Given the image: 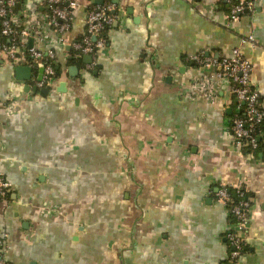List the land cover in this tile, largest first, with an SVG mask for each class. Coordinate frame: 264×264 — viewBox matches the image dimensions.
Wrapping results in <instances>:
<instances>
[{"label":"crops","instance_id":"0c3cea01","mask_svg":"<svg viewBox=\"0 0 264 264\" xmlns=\"http://www.w3.org/2000/svg\"><path fill=\"white\" fill-rule=\"evenodd\" d=\"M76 1L61 32L44 0L12 6L24 45L51 49L59 74L28 84L40 61L0 52V172L12 188L0 200V262L229 264L233 219L214 195L226 181L248 200L235 264H264V142L234 147L229 80L190 57L238 46L264 105V0L233 20L223 0H112L115 19L88 61L71 42L99 2Z\"/></svg>","mask_w":264,"mask_h":264},{"label":"built area","instance_id":"2783aa9c","mask_svg":"<svg viewBox=\"0 0 264 264\" xmlns=\"http://www.w3.org/2000/svg\"><path fill=\"white\" fill-rule=\"evenodd\" d=\"M15 0H0V52L11 60L15 59L16 50L23 48L30 64L40 61L42 65L41 78L36 81L28 80L34 86L43 85L53 75V51L41 50L34 46L24 45L27 31L16 27L10 13ZM227 4V17L230 20L250 11L253 8L251 0H223ZM48 22L58 31L69 27L71 11L77 5L76 0H44ZM112 0H101L86 9L85 24L81 36L71 42L75 56L94 51L105 44L104 31L115 19ZM253 43L251 35L240 38ZM201 65L211 66L210 76L214 79L225 77L229 80L232 96L236 100V111L230 115L229 131L232 143L240 151L254 150L264 142V105L262 104L254 85L251 82L252 64L240 52L238 46H233L228 56H212L198 52L190 56ZM11 106V104H9ZM11 186L0 172V200L9 198ZM230 217L233 219V228L226 233V241L230 246L229 264H235L240 252L245 224L247 222L248 200L240 182H219L214 192ZM0 264H2L0 262Z\"/></svg>","mask_w":264,"mask_h":264},{"label":"water","instance_id":"95a60500","mask_svg":"<svg viewBox=\"0 0 264 264\" xmlns=\"http://www.w3.org/2000/svg\"><path fill=\"white\" fill-rule=\"evenodd\" d=\"M95 1L100 2V0H95ZM14 6H18V2H14ZM89 58H90V55L89 54H83L82 55V59L84 61H88ZM75 69H76L75 66H70L69 67V72L74 71ZM14 71L17 72V73H19V77L26 78L29 75L30 66H28L26 64H16L14 66ZM60 86H61V84H60ZM40 90L44 91V90H46V88L43 87Z\"/></svg>","mask_w":264,"mask_h":264},{"label":"trees","instance_id":"16d2710c","mask_svg":"<svg viewBox=\"0 0 264 264\" xmlns=\"http://www.w3.org/2000/svg\"><path fill=\"white\" fill-rule=\"evenodd\" d=\"M2 40H5V39H3V38L1 37V38H0V41H2ZM73 53H74V51H72V54H73ZM73 58H75V57H73ZM52 67H53V70H54L53 75H54V76H57V75L59 74V69H58V68H55L54 65H53V63H52ZM262 126H263L262 128H263V131H264V125H262ZM260 144H261V143H260ZM260 144H259V145H260Z\"/></svg>","mask_w":264,"mask_h":264}]
</instances>
